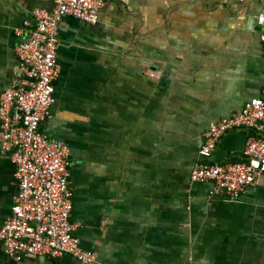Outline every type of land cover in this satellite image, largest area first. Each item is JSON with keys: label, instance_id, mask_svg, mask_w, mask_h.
Returning a JSON list of instances; mask_svg holds the SVG:
<instances>
[{"label": "crops", "instance_id": "0c3cea01", "mask_svg": "<svg viewBox=\"0 0 264 264\" xmlns=\"http://www.w3.org/2000/svg\"><path fill=\"white\" fill-rule=\"evenodd\" d=\"M54 0H0V99L22 72L17 30ZM264 0H106L97 24L60 26L55 103L42 130L70 151L72 221L95 264H264V176L239 199L194 181L205 132L264 92ZM230 129L211 161L243 159ZM0 149V226L18 191ZM0 264H80L8 255Z\"/></svg>", "mask_w": 264, "mask_h": 264}, {"label": "built area", "instance_id": "2783aa9c", "mask_svg": "<svg viewBox=\"0 0 264 264\" xmlns=\"http://www.w3.org/2000/svg\"><path fill=\"white\" fill-rule=\"evenodd\" d=\"M52 9L36 8L34 24L17 30L16 45L22 72L0 99V149L14 162L18 191L11 213L0 226V243L17 260L23 256L72 255L80 264H95L96 255L82 248L72 221L74 192L70 183L68 146L46 134L42 124L55 103L60 76L57 56L60 26L66 16L97 24L106 0H54ZM257 21L264 41V11ZM251 130L241 160L211 161L220 139L233 128ZM264 176V92L244 108L208 128L200 159L192 169L194 181L211 180L214 192L239 199L247 187Z\"/></svg>", "mask_w": 264, "mask_h": 264}, {"label": "flooded vegetation", "instance_id": "af4514ba", "mask_svg": "<svg viewBox=\"0 0 264 264\" xmlns=\"http://www.w3.org/2000/svg\"><path fill=\"white\" fill-rule=\"evenodd\" d=\"M70 166H71V163H70Z\"/></svg>", "mask_w": 264, "mask_h": 264}]
</instances>
